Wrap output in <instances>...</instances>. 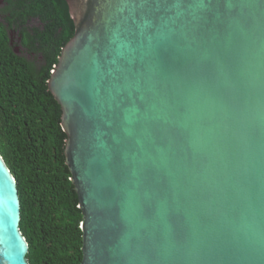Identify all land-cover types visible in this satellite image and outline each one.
Wrapping results in <instances>:
<instances>
[{
    "label": "water",
    "instance_id": "1",
    "mask_svg": "<svg viewBox=\"0 0 264 264\" xmlns=\"http://www.w3.org/2000/svg\"><path fill=\"white\" fill-rule=\"evenodd\" d=\"M48 78L80 264H264V0H64ZM0 153V264H30Z\"/></svg>",
    "mask_w": 264,
    "mask_h": 264
},
{
    "label": "trees",
    "instance_id": "2",
    "mask_svg": "<svg viewBox=\"0 0 264 264\" xmlns=\"http://www.w3.org/2000/svg\"><path fill=\"white\" fill-rule=\"evenodd\" d=\"M50 4L62 33L46 64H31L0 38V153L16 180L29 263L80 264L83 216L65 163L62 111L47 85L74 25L64 0Z\"/></svg>",
    "mask_w": 264,
    "mask_h": 264
},
{
    "label": "flooded vegetation",
    "instance_id": "3",
    "mask_svg": "<svg viewBox=\"0 0 264 264\" xmlns=\"http://www.w3.org/2000/svg\"><path fill=\"white\" fill-rule=\"evenodd\" d=\"M50 0H0V38L31 64H46L59 45L62 27Z\"/></svg>",
    "mask_w": 264,
    "mask_h": 264
}]
</instances>
